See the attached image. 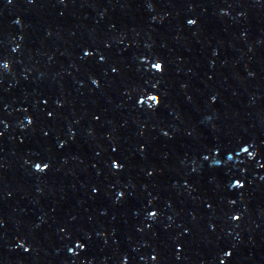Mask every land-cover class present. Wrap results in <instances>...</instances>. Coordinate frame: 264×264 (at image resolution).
Returning <instances> with one entry per match:
<instances>
[{"label": "water", "instance_id": "1", "mask_svg": "<svg viewBox=\"0 0 264 264\" xmlns=\"http://www.w3.org/2000/svg\"><path fill=\"white\" fill-rule=\"evenodd\" d=\"M0 264H264V0H0Z\"/></svg>", "mask_w": 264, "mask_h": 264}, {"label": "snow or ice", "instance_id": "2", "mask_svg": "<svg viewBox=\"0 0 264 264\" xmlns=\"http://www.w3.org/2000/svg\"><path fill=\"white\" fill-rule=\"evenodd\" d=\"M190 23H191V22H190ZM154 67H155V69H157V70H161V68H162L161 64H159V63L155 64ZM37 167H39V165H38Z\"/></svg>", "mask_w": 264, "mask_h": 264}]
</instances>
